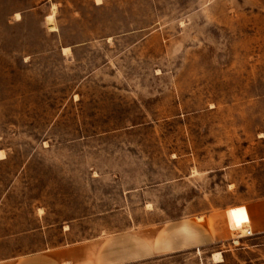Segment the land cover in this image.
Instances as JSON below:
<instances>
[{
	"label": "rangeland",
	"instance_id": "1",
	"mask_svg": "<svg viewBox=\"0 0 264 264\" xmlns=\"http://www.w3.org/2000/svg\"><path fill=\"white\" fill-rule=\"evenodd\" d=\"M44 1L0 0V261L264 264L233 233L154 254L264 199V0Z\"/></svg>",
	"mask_w": 264,
	"mask_h": 264
},
{
	"label": "crops",
	"instance_id": "2",
	"mask_svg": "<svg viewBox=\"0 0 264 264\" xmlns=\"http://www.w3.org/2000/svg\"><path fill=\"white\" fill-rule=\"evenodd\" d=\"M66 1L68 0H45L42 5L49 6L52 13L53 5H56L57 10H59L63 5L69 4ZM91 2L96 6L103 4L102 2L101 5H98L96 0H91ZM261 164L264 165V163ZM210 222L209 228H203L200 223L192 221L182 223L178 230V233H181L180 238L182 236V240L178 239V242L167 243L155 249L154 254L167 255L217 245L226 242L229 234L237 231L244 224L248 225L249 230L252 232V236L244 238L259 241L256 247H264V241H262L264 239V199L212 213ZM105 249V247L94 245H91V247L82 246L68 250H56L51 253L32 254L14 260H4L0 261V264H65V262L70 264H120L121 260L119 259H109L106 256ZM142 258V256L132 257L129 262L135 263L142 260Z\"/></svg>",
	"mask_w": 264,
	"mask_h": 264
},
{
	"label": "built area",
	"instance_id": "3",
	"mask_svg": "<svg viewBox=\"0 0 264 264\" xmlns=\"http://www.w3.org/2000/svg\"><path fill=\"white\" fill-rule=\"evenodd\" d=\"M233 234H235L231 240L234 244H238L239 241L244 237L252 236L251 230L247 229V232L245 234L241 233V230L234 231Z\"/></svg>",
	"mask_w": 264,
	"mask_h": 264
},
{
	"label": "bare ground",
	"instance_id": "4",
	"mask_svg": "<svg viewBox=\"0 0 264 264\" xmlns=\"http://www.w3.org/2000/svg\"><path fill=\"white\" fill-rule=\"evenodd\" d=\"M97 1H98V0H97ZM97 1H96V2H97ZM98 2H99V1H98ZM98 2H97V4H98ZM99 3H100V2H99ZM53 18H54V15H51V16L47 17V21L49 22V24H50L51 27H53V26H52V23H51L52 20H53ZM52 31H53V30H52ZM68 50H69L68 48L65 49V51H68ZM246 232H247V230H245V229H242V230H241V233H242V234H245ZM233 236H234V235H233ZM214 256H215V258L221 259V254H220V253H217V254H215ZM69 264H70V263H69Z\"/></svg>",
	"mask_w": 264,
	"mask_h": 264
}]
</instances>
